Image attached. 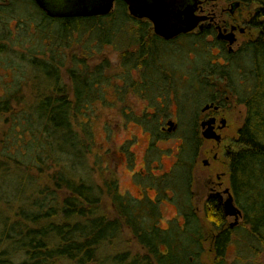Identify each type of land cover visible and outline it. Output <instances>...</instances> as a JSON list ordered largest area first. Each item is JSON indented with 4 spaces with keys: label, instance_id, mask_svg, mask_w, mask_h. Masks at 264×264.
I'll use <instances>...</instances> for the list:
<instances>
[{
    "label": "trees",
    "instance_id": "obj_1",
    "mask_svg": "<svg viewBox=\"0 0 264 264\" xmlns=\"http://www.w3.org/2000/svg\"><path fill=\"white\" fill-rule=\"evenodd\" d=\"M114 43L121 73L104 77L106 61L91 59ZM169 47L136 31L122 0L90 16H50L34 0H0V179L14 188L0 217V264H264V26L228 60L230 69L192 68L195 82L181 91L212 96L210 80L223 74L228 94L245 107L230 156L239 225L228 226L212 206L206 227L187 202L183 223L161 230L152 220L155 203L121 194L113 170L101 182L83 176L92 146L87 115L104 85L121 79L113 85L120 100L129 92L153 102L174 91ZM125 232L143 250H121Z\"/></svg>",
    "mask_w": 264,
    "mask_h": 264
},
{
    "label": "rangeland",
    "instance_id": "obj_2",
    "mask_svg": "<svg viewBox=\"0 0 264 264\" xmlns=\"http://www.w3.org/2000/svg\"><path fill=\"white\" fill-rule=\"evenodd\" d=\"M50 2L52 5L65 6L70 1L50 0ZM68 9L69 7H61L57 8V11ZM194 38L170 43L169 48L174 54L168 57V61L176 67L174 91L159 92L153 102L129 92L126 93L123 100H120L122 96L116 93L113 85L122 86L123 81L116 79L104 85L103 94L94 102L87 115L91 126L92 146L91 154L87 157L88 169L83 176L101 182L102 176L107 171L113 170L121 194L136 198L142 196L141 200L144 202H151L153 199L157 215L152 220L161 230H168L176 222L177 225H181L183 223V204L188 202V205L191 203V205L201 207V196L204 193L195 181L192 186L193 200L189 202L188 193L184 190L187 182L185 184L182 170L184 162L189 164L195 153L194 136L197 129L195 123L205 94H201L197 99H192L188 95L181 96V91H185L190 83L195 82L188 66L204 67L206 62L215 61L216 58L213 54L216 53V50L207 53L200 52L201 49L194 48L196 43L198 45V41L196 42ZM202 41L204 40L200 42ZM205 43L207 42L205 41ZM198 46L204 49L206 47H204V43H200ZM118 47L119 45H115V43L104 45L101 51L91 59L92 65L102 60L106 61L109 68L104 70V77L112 78L121 73ZM166 58L164 57L163 60L165 61ZM134 74L135 72L132 77L136 78ZM0 77H2L1 73ZM5 80L8 81V77ZM96 95L99 94L96 93ZM228 105L230 106V110L227 112L230 125L228 132L230 136L234 137L238 127L242 124L245 108L243 104L235 103L233 98ZM167 120H173L176 127L172 131L162 133L160 128L166 126ZM207 147H209L208 142L201 145V149ZM203 157L204 155H199L198 163L195 165L199 177L202 172L200 160ZM173 161H180L175 165L174 173L172 174V171L168 175L163 174V169L168 170ZM148 172H152L154 176L148 175L145 179L138 180L139 174ZM12 182V179H0V217L7 212V208H9L7 205L14 202ZM191 198L192 195L189 194V199ZM103 208L106 213L112 214L113 210L109 200H104ZM197 216L208 227L204 220V214L199 211ZM227 221L231 222L233 218L228 217ZM123 239L128 243L123 244L121 250L128 249L132 253L143 250L135 241H131L129 232L124 233ZM207 243L209 242L207 241L205 245ZM229 255V260L234 259L233 249L230 250ZM203 258L206 259V256Z\"/></svg>",
    "mask_w": 264,
    "mask_h": 264
},
{
    "label": "flooded vegetation",
    "instance_id": "obj_3",
    "mask_svg": "<svg viewBox=\"0 0 264 264\" xmlns=\"http://www.w3.org/2000/svg\"><path fill=\"white\" fill-rule=\"evenodd\" d=\"M115 2L116 0L113 3L112 10L114 9ZM122 2L124 3L123 0ZM137 3L138 5L147 6L149 10L156 14V22L159 21V24L156 25V22L150 17L130 15L127 5L124 3L133 28L136 29V31H138L139 28H144L146 31V40H152V42L157 40L160 44H170L178 40L195 37L194 40L196 42L198 41V45L204 43V47L206 46L204 49L201 46L199 47L197 43H194V48L198 47V49H201L199 50L200 52L207 53L214 49L216 50V53L213 54L216 60L210 61L209 65H207L208 68L210 67L213 70L230 69L233 65L229 64L228 60L234 55L241 54L252 40L257 39L258 33L264 26V15L262 13L264 11V0H137ZM187 8L191 9V17L189 20H191L190 23L193 27L190 30L184 31L189 21L185 19L186 17L184 14ZM258 9L260 10L259 16L257 15ZM229 36L233 38L232 44L228 41ZM201 40L204 41L200 42ZM205 41L207 43H205ZM163 55L164 54H162L161 57H163ZM188 67L190 69H192V67L198 69L202 66L198 67V65H191ZM245 67L248 69L249 65L247 64ZM134 72V75H136L139 81L138 64L134 67L133 73ZM221 75L224 77L223 79H218L216 81L210 80V83L216 84L214 89L209 90L213 95L202 98L203 105L199 113H197V124L199 127L197 132L202 140L197 148V153L195 152L192 155L189 164L184 162V168L182 170L185 184L187 182L185 190L188 193L189 202L193 200L192 186L195 181L197 185L201 187V190L204 191L201 196V207L193 204L191 205V203L189 204L195 214H198L199 211L203 214L210 212L211 210L209 209L212 206H216V208L218 210L220 209L223 213L222 203L229 194L232 196L234 204L238 207L234 198L232 169L230 164V156L233 154L235 145H233L234 137L230 136L228 132L230 125L228 124L227 117V112L230 110L228 103L232 98L228 94L227 89H225L228 80L225 78V75ZM233 100L236 103L234 98ZM206 105H208V108L203 110V107ZM204 120H210L209 126L212 127L215 134L220 136L219 141L204 139L201 136L200 123ZM174 124L176 127L175 122ZM160 130L164 133L167 131L166 126H162ZM204 142H208L209 147L201 149V145ZM199 155H204L200 160L202 164L200 177L195 170ZM177 162L179 163L180 161H173L168 170L163 169V174L168 175L172 171L173 174ZM148 173L139 174L138 180H143L148 175L154 176L152 172ZM189 194L190 196L192 195L191 199H189ZM130 197L137 200L142 199V196L141 198H136L130 195ZM151 202L154 203L153 199H151ZM186 206L187 204H183L182 207L183 219ZM224 218L226 224L229 226L230 222L227 221L228 217L224 216ZM239 224L238 222V224L234 226Z\"/></svg>",
    "mask_w": 264,
    "mask_h": 264
},
{
    "label": "water",
    "instance_id": "obj_4",
    "mask_svg": "<svg viewBox=\"0 0 264 264\" xmlns=\"http://www.w3.org/2000/svg\"><path fill=\"white\" fill-rule=\"evenodd\" d=\"M40 9H42L47 15L50 16H90V15H106L111 12L113 8V3L115 0H67L70 1L67 5H52L50 0H34ZM127 5L128 11L130 15L138 16V17H150L156 22V14L153 13L149 8L145 5H138L137 0H123ZM75 6V7H74ZM61 7H69L66 11H57V8ZM74 7V8H72ZM71 8V9H70ZM185 19L189 20L191 17V9L187 8L184 11ZM191 20L187 22V26L184 28L185 30H190L193 25H191ZM159 24V21L156 22V25ZM228 41L230 44L233 42V38L231 36L228 37ZM208 105L203 107V110L207 109ZM210 120H204L200 123L201 126V136L204 139H214L219 141L220 136L215 134L212 130V127L209 126ZM175 128V124L172 120H168L166 122V130L172 131ZM205 162V161H204ZM223 215L225 217H232L233 221L230 222L229 226L233 227L238 224L239 219L242 215L241 210L234 204L232 196H229L222 203Z\"/></svg>",
    "mask_w": 264,
    "mask_h": 264
}]
</instances>
